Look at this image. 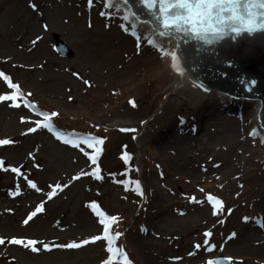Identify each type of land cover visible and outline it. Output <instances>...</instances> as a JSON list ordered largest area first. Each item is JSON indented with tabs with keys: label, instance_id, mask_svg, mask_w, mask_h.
Here are the masks:
<instances>
[{
	"label": "rangeland",
	"instance_id": "1",
	"mask_svg": "<svg viewBox=\"0 0 264 264\" xmlns=\"http://www.w3.org/2000/svg\"><path fill=\"white\" fill-rule=\"evenodd\" d=\"M127 14L119 1L108 7L105 0H0V72L36 105L0 102V140L12 141L0 145V264H102L109 255L103 240L78 249L42 247L99 235L92 202L119 217L115 246L131 264H205L216 256L229 264H264V135L257 105L182 83L172 67L173 41L149 45L156 35L144 23L132 33L136 22ZM53 33L72 56L54 50ZM10 92L0 79V94ZM42 112H56L51 119L62 127L104 135L97 165L84 154L92 152L87 145H66L47 129L23 134ZM97 166L100 180H72ZM132 181L140 182L143 195ZM209 194L223 203L217 215ZM41 203L43 210L25 225ZM205 231L212 233L210 252ZM13 237L40 241V250L9 244Z\"/></svg>",
	"mask_w": 264,
	"mask_h": 264
},
{
	"label": "snow or ice",
	"instance_id": "2",
	"mask_svg": "<svg viewBox=\"0 0 264 264\" xmlns=\"http://www.w3.org/2000/svg\"><path fill=\"white\" fill-rule=\"evenodd\" d=\"M106 6L107 0H105ZM130 2V0H129ZM138 2L143 6L149 9L154 16V27L155 34L160 38H171L173 36L183 35L185 40H196L202 41L206 44H212L215 41L222 40L223 38L231 35L232 39L239 37L242 33L252 34L259 30H264V0H138ZM93 0H88V4L91 5ZM101 16L105 15V12L100 13ZM135 34V33H134ZM149 45L156 46L155 42L151 39L147 41ZM137 46L139 47V38H137ZM157 51L164 53L162 45L157 48ZM180 49L177 48L176 51L170 53L172 59V67L180 72V68L177 65V56L180 53ZM186 55V54H185ZM181 74H183L181 72ZM0 79L7 84V88L11 90L10 93L0 94V102H11L12 107H20L19 101L23 100V93L20 92L19 85L13 83L10 77L3 72H0ZM247 83V82H245ZM254 83V81L252 82ZM207 91V89H205ZM31 95L30 93L28 94ZM24 107L34 108L29 101L23 100ZM43 117L42 120H36L35 127L27 128L26 132L23 134L34 133L38 129H47L51 132L57 140H60L66 145H72L73 147H79L80 145H87L89 149H92L91 153L85 152L84 154L88 157V160L91 161L92 165H97V160L100 157L104 144V139L93 136L86 135L83 137L72 138L71 134H66L63 132H58L54 129L51 117H55L58 114L52 112L38 113ZM21 122H27L25 117H21ZM121 131H135L134 129L123 128ZM12 143L11 140L3 139L0 140V145H8ZM124 163L127 164L130 157L127 153L122 155ZM13 173L17 175L20 174V169L13 167L11 168ZM80 175H90L97 180H100L102 177L100 175L99 167H94L90 173L82 172L79 175L73 176L72 180H78ZM125 183L124 181H120ZM28 186L31 188H36V184L33 181H27ZM132 184L135 185L134 191L138 195H143L140 182L132 181ZM60 185L57 184L52 191L48 192L49 198L55 195L56 190L60 189ZM67 187V185H64ZM128 189V184L125 183V190ZM19 189H17V192ZM203 191V189H201ZM15 195L16 193H12ZM193 202L199 203L195 198H192ZM207 201L212 205V214L217 215L220 211L223 210V203L217 197L209 194L206 197ZM89 207L92 212L98 218V223L102 226V232L99 235H93L88 239H83L79 242L72 241L66 244L59 245H49L48 243H43L42 247L45 250H50L52 247L67 248V249H78L89 243H94L98 240H103L106 242V251L109 254L107 259L102 261V264H113L115 257L122 258L121 264H131V261L128 259L122 247L114 248V242L122 234L116 232L113 234L112 227L115 225L119 217L116 215H107L105 212L101 211L98 205L95 202H92ZM43 210V203L38 205L35 208V211H32L28 214L27 218L24 219L23 223L27 225L29 221L32 220L38 213ZM231 212V209L228 210ZM247 219V218H245ZM223 223V221H220ZM212 233L210 231L204 232V244L208 245L205 251H212V247L209 244V240ZM234 235V234H233ZM9 244L12 245H21L25 248L31 249L32 252H38L40 249L37 247L40 244V241L33 239H22L13 237L9 241ZM5 241L0 239V244H4ZM197 248L200 247L199 244L196 245ZM228 258H226L227 261ZM205 264H218V261L215 259H208Z\"/></svg>",
	"mask_w": 264,
	"mask_h": 264
},
{
	"label": "water",
	"instance_id": "3",
	"mask_svg": "<svg viewBox=\"0 0 264 264\" xmlns=\"http://www.w3.org/2000/svg\"><path fill=\"white\" fill-rule=\"evenodd\" d=\"M122 1L139 20L149 22L155 29L154 16L149 9L138 0ZM53 38L55 50L61 56H72V50L58 34L54 33ZM173 38L176 40L175 51L177 48L181 50L177 65L197 81L222 94L254 101L252 103L260 102L258 121L264 130V30L242 33L235 39L229 35L212 44L185 40L182 34ZM250 103H246L249 108ZM215 260L218 264H228L223 257Z\"/></svg>",
	"mask_w": 264,
	"mask_h": 264
},
{
	"label": "bare ground",
	"instance_id": "4",
	"mask_svg": "<svg viewBox=\"0 0 264 264\" xmlns=\"http://www.w3.org/2000/svg\"><path fill=\"white\" fill-rule=\"evenodd\" d=\"M173 42H174V41H173ZM181 72H182L183 74H181ZM179 74H180V76H181V82H182V83H186V82H188V81H193V82H195L194 80H196V79H194V77L191 76L188 72L180 71ZM202 88L208 90V87H203V86H202ZM254 104H256L257 107H258V104H260V103H254Z\"/></svg>",
	"mask_w": 264,
	"mask_h": 264
}]
</instances>
